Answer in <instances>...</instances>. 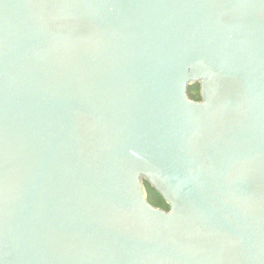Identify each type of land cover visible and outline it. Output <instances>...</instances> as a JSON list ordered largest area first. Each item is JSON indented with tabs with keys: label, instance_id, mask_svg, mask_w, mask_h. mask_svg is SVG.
I'll return each mask as SVG.
<instances>
[{
	"label": "water",
	"instance_id": "water-1",
	"mask_svg": "<svg viewBox=\"0 0 264 264\" xmlns=\"http://www.w3.org/2000/svg\"><path fill=\"white\" fill-rule=\"evenodd\" d=\"M0 264H264V0H0Z\"/></svg>",
	"mask_w": 264,
	"mask_h": 264
},
{
	"label": "trees",
	"instance_id": "trees-1",
	"mask_svg": "<svg viewBox=\"0 0 264 264\" xmlns=\"http://www.w3.org/2000/svg\"><path fill=\"white\" fill-rule=\"evenodd\" d=\"M188 94L192 100L201 101L199 85L190 87L188 90ZM145 187H146L149 203L156 208L168 212L170 210L169 206L165 203V201L160 196V194L156 192V190H154L147 182H145Z\"/></svg>",
	"mask_w": 264,
	"mask_h": 264
}]
</instances>
